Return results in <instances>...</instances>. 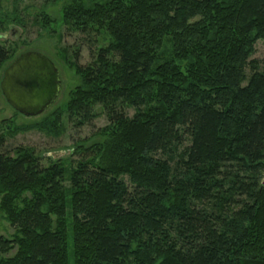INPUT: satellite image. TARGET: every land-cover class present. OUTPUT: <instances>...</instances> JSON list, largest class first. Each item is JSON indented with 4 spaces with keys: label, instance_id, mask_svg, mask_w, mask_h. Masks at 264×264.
Segmentation results:
<instances>
[{
    "label": "trees",
    "instance_id": "obj_1",
    "mask_svg": "<svg viewBox=\"0 0 264 264\" xmlns=\"http://www.w3.org/2000/svg\"><path fill=\"white\" fill-rule=\"evenodd\" d=\"M72 3L64 24L110 43L68 63L81 84L65 114L78 129L99 106L110 124L104 140L76 144L68 179L28 148L0 152L14 228L0 264H68L67 196L73 264H264V72L249 61L264 0ZM164 38L172 53L156 65ZM11 57L0 42V66Z\"/></svg>",
    "mask_w": 264,
    "mask_h": 264
},
{
    "label": "rangeland",
    "instance_id": "obj_2",
    "mask_svg": "<svg viewBox=\"0 0 264 264\" xmlns=\"http://www.w3.org/2000/svg\"><path fill=\"white\" fill-rule=\"evenodd\" d=\"M73 1L75 0H0V42L12 52L11 59L0 66V84L4 70L16 57L34 51L48 57L55 64L60 72L61 84L57 100L47 110L37 116L26 117L8 105L0 86V133L5 137L0 152L11 153L16 147L28 148L43 166L47 167L51 162L63 164L64 176L67 179L72 163L77 159L74 154L76 144L84 140H87L85 143L87 145L96 139L104 140L105 134L101 132L110 124L105 110L99 106L94 108L95 119L92 124L78 129L69 123L65 114L69 93L81 84L79 77L69 69L68 63L76 61L80 66L87 65L92 61V52L106 48L110 43V37L104 29L85 33L72 30L64 24L62 14L67 6L73 4ZM161 45V50L156 56L158 58L156 65L167 61L172 53L170 38H164ZM249 61L255 64L259 72H264V40H256ZM250 73V69L246 68L247 78L251 76ZM244 84L246 81L243 82ZM122 110L128 118L134 116L133 107L124 106ZM56 113H61L60 120L54 123V126H50L49 121L55 122ZM15 128L18 130L13 132ZM187 143L185 141L181 147H187ZM181 147L178 152L181 151ZM158 156L163 160L166 159V156ZM177 160L170 162V166L174 168ZM262 176L264 180V172ZM68 185V182L64 183L66 188H69ZM1 198L2 195L0 201ZM67 199L65 209L66 222H68L67 256L68 264H73L69 196ZM13 232L14 228L0 210V237L12 239ZM14 252L15 250L6 256Z\"/></svg>",
    "mask_w": 264,
    "mask_h": 264
},
{
    "label": "water",
    "instance_id": "obj_3",
    "mask_svg": "<svg viewBox=\"0 0 264 264\" xmlns=\"http://www.w3.org/2000/svg\"><path fill=\"white\" fill-rule=\"evenodd\" d=\"M1 93L8 105L23 116H37L58 98L60 72L42 54L25 52L4 70Z\"/></svg>",
    "mask_w": 264,
    "mask_h": 264
}]
</instances>
